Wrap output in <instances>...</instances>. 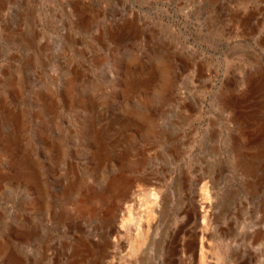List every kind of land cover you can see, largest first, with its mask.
<instances>
[{
	"label": "rangeland",
	"instance_id": "obj_1",
	"mask_svg": "<svg viewBox=\"0 0 264 264\" xmlns=\"http://www.w3.org/2000/svg\"><path fill=\"white\" fill-rule=\"evenodd\" d=\"M0 264H264V0H0Z\"/></svg>",
	"mask_w": 264,
	"mask_h": 264
},
{
	"label": "bare ground",
	"instance_id": "obj_2",
	"mask_svg": "<svg viewBox=\"0 0 264 264\" xmlns=\"http://www.w3.org/2000/svg\"><path fill=\"white\" fill-rule=\"evenodd\" d=\"M206 207L208 208H206V211L204 212V213H202V217L204 218V223H207V221H209L210 220V212H209V205L208 204H206ZM201 212V211H200ZM203 222V221H202ZM195 228V227H194ZM198 232L200 231V233L202 232H204L203 234H205V231H204V227H201L199 230H197ZM144 234H141V231H140V234H138V236H137V238L135 239L136 240V244H135V246L138 248L139 247V245L140 244H142V242L144 241V239H145V237L143 236ZM202 237V236H201ZM203 238V237H202ZM134 240V241H135Z\"/></svg>",
	"mask_w": 264,
	"mask_h": 264
}]
</instances>
